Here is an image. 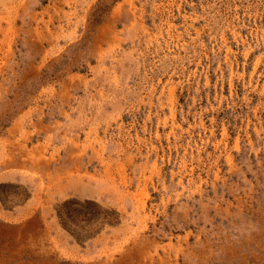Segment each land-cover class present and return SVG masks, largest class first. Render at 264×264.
Instances as JSON below:
<instances>
[{"label": "rangeland", "instance_id": "1", "mask_svg": "<svg viewBox=\"0 0 264 264\" xmlns=\"http://www.w3.org/2000/svg\"><path fill=\"white\" fill-rule=\"evenodd\" d=\"M0 264H264V0H0Z\"/></svg>", "mask_w": 264, "mask_h": 264}, {"label": "trees", "instance_id": "2", "mask_svg": "<svg viewBox=\"0 0 264 264\" xmlns=\"http://www.w3.org/2000/svg\"><path fill=\"white\" fill-rule=\"evenodd\" d=\"M59 217L63 228L79 242L92 239L100 234L106 225L119 222L118 213L103 210L93 201H68L59 211Z\"/></svg>", "mask_w": 264, "mask_h": 264}]
</instances>
